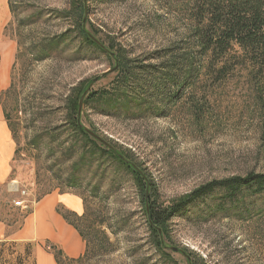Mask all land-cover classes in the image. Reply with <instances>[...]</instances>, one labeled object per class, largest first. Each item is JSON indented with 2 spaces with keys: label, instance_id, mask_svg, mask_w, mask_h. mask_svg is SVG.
<instances>
[{
  "label": "rangeland",
  "instance_id": "obj_1",
  "mask_svg": "<svg viewBox=\"0 0 264 264\" xmlns=\"http://www.w3.org/2000/svg\"><path fill=\"white\" fill-rule=\"evenodd\" d=\"M11 11L6 36L16 39L18 52L11 86L0 96L17 144L9 189L15 181L35 201L53 191L75 197L82 212H62L91 242L83 264H264V195L227 210L218 208V195L199 199L168 222L155 246L134 178L117 164L130 156L153 185L151 200L159 208L210 181L264 173V109L245 71L210 78L204 69L170 103L157 99L141 115L149 105L96 99L107 92L116 102L124 90L112 53L141 72L145 93L158 75L143 66L160 68L168 54L187 61L193 44L187 0H11ZM90 35L107 49L91 44ZM206 65L205 57L197 59L199 70ZM83 96L80 123L104 142L69 120L68 99L79 116ZM99 186L107 199L90 197ZM86 208L107 239L78 221ZM7 255L1 264L13 259L11 250Z\"/></svg>",
  "mask_w": 264,
  "mask_h": 264
},
{
  "label": "trees",
  "instance_id": "obj_2",
  "mask_svg": "<svg viewBox=\"0 0 264 264\" xmlns=\"http://www.w3.org/2000/svg\"><path fill=\"white\" fill-rule=\"evenodd\" d=\"M9 2L11 7V0ZM187 4L193 10L190 19L193 44L192 52L186 57L187 61L184 64H179V61L185 57L168 54L166 59L160 62L161 67H157V70L147 71L150 66H143L147 73L158 75L153 77L152 83L150 82L153 89L145 93L147 80L144 76H141V72H134L129 62L123 59L120 54L112 55V58L116 60L113 69L117 73L118 84H121L124 90L121 91L119 96H116L119 100L116 102L113 100V95L105 97L107 92L102 93L99 97L97 96L96 99L102 105L114 106L115 103H126L128 100V102H134L137 105H149L143 112L137 113V115L145 114L152 110V106L157 103V99L160 102L170 103L172 99L177 97L181 89L188 86L189 77L195 74L199 75L204 69L206 76L210 78L214 73L225 75L227 70L239 69L246 72L245 77L250 88L254 90L253 93L260 102L261 109H264V0H187ZM78 7L77 9L78 11L81 10L82 15L81 5ZM87 39L91 44L100 46L90 36H87ZM201 57L207 59V65L199 70L196 65L197 59ZM178 59L179 61H177ZM218 66L219 68L216 69ZM94 94L89 96V100L96 96ZM163 111L164 109H161L160 112L156 111V113L161 115ZM68 112L69 120H71L75 129L90 135L82 127L78 109L76 110V103L71 97L68 99ZM262 115L264 116V112ZM6 119L8 120L7 115ZM9 126L11 128L10 124ZM128 158H130L129 155L125 158L118 157L119 162L117 164L122 165L134 178L142 197L147 224L153 235L155 246L156 237L157 243L161 245L162 242L159 237L167 231L168 222L199 199L218 195L213 197V199L219 200L218 208L227 210L231 208L239 209L253 197L264 195V173L252 171L246 175H236L210 181L185 195L181 200L173 203L172 206L159 208L151 200L153 185L141 173L137 164H130L127 161ZM80 164L82 162H79ZM90 197L107 199L108 191L101 190L99 186L91 192ZM65 217L80 231L87 242V249L85 254L78 259H69L60 250L54 249L57 261L59 264H83L91 255V242L78 225L71 222L68 216L65 215ZM78 221L90 222L92 233L95 236L108 238L107 232L102 228V222H99L96 217L89 216L87 208L84 215L78 217ZM188 257L190 258V256Z\"/></svg>",
  "mask_w": 264,
  "mask_h": 264
},
{
  "label": "crops",
  "instance_id": "obj_3",
  "mask_svg": "<svg viewBox=\"0 0 264 264\" xmlns=\"http://www.w3.org/2000/svg\"><path fill=\"white\" fill-rule=\"evenodd\" d=\"M11 20L9 0H0V96L11 86L18 52L16 39L6 36ZM16 153L17 144L0 103V264L9 250L13 259L5 264H59L54 249L69 259L80 258L86 252L87 242L62 212V208L82 212L73 195L53 191L34 203L32 200L33 205L26 209L14 206L13 201L19 196L9 194V185L15 172ZM16 215H22V220L16 221ZM16 257L20 263H16Z\"/></svg>",
  "mask_w": 264,
  "mask_h": 264
},
{
  "label": "built area",
  "instance_id": "obj_4",
  "mask_svg": "<svg viewBox=\"0 0 264 264\" xmlns=\"http://www.w3.org/2000/svg\"><path fill=\"white\" fill-rule=\"evenodd\" d=\"M11 192H17L19 193V198L13 201V204L16 207H21V208H27L29 207L30 203L32 200L28 198V190L25 188H22L20 186H17V188L10 189ZM34 202V200H33Z\"/></svg>",
  "mask_w": 264,
  "mask_h": 264
},
{
  "label": "water",
  "instance_id": "obj_5",
  "mask_svg": "<svg viewBox=\"0 0 264 264\" xmlns=\"http://www.w3.org/2000/svg\"><path fill=\"white\" fill-rule=\"evenodd\" d=\"M91 36V38L97 43V44H99L101 47H103V48H105V49H107L97 38H95L94 36H92V35H90ZM112 55H114V53H112ZM85 95V94H84ZM83 99H84V96L82 97V99H81V101H80V107H79V119H80V115H81V111H82V103H83ZM91 136H93L94 138H96V139H98V140H101V141H103L104 142V140L100 137V136H98L95 132H93V131H91V130H89V129H87L86 130ZM123 158V157H122ZM171 249L173 250V251H178L179 250V248L178 247H175V246H173V247H171Z\"/></svg>",
  "mask_w": 264,
  "mask_h": 264
},
{
  "label": "bare ground",
  "instance_id": "obj_6",
  "mask_svg": "<svg viewBox=\"0 0 264 264\" xmlns=\"http://www.w3.org/2000/svg\"><path fill=\"white\" fill-rule=\"evenodd\" d=\"M17 186H18V185H17V183H16L15 181H14V182L12 183V185H11L12 188H17Z\"/></svg>",
  "mask_w": 264,
  "mask_h": 264
}]
</instances>
